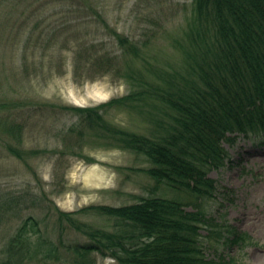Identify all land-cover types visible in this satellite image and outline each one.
<instances>
[{"label":"rangeland","instance_id":"1","mask_svg":"<svg viewBox=\"0 0 264 264\" xmlns=\"http://www.w3.org/2000/svg\"><path fill=\"white\" fill-rule=\"evenodd\" d=\"M192 1L0 0V103L6 102L0 108V259L3 243L33 215L42 232L56 243L62 239L65 249L58 260L29 264H120L96 251L79 256L67 250L88 237L66 215L59 220V211L119 206L148 195L190 199L187 191L155 182L143 170L150 166L143 155L81 134L86 129L77 118L60 113L58 106H95L129 92L130 84L115 70L99 73L97 65L78 74L73 70L78 48L120 52L98 14L109 28L140 45L146 60L165 65L180 60L174 44L185 37ZM115 67H120L118 62ZM38 102L52 107L42 108ZM105 117L133 132L150 127L136 110L112 108ZM9 124L17 126L16 133L10 134ZM8 143L21 152L20 158L8 150ZM224 147V166L208 172L216 185L214 197L202 205L208 216L224 219L246 236L231 248L217 245V253L232 257L234 264H264V137L239 135ZM69 217L75 224L117 228L113 219L93 211ZM202 238L211 245L217 241L214 236ZM206 253L215 252L207 247Z\"/></svg>","mask_w":264,"mask_h":264},{"label":"trees","instance_id":"2","mask_svg":"<svg viewBox=\"0 0 264 264\" xmlns=\"http://www.w3.org/2000/svg\"><path fill=\"white\" fill-rule=\"evenodd\" d=\"M98 15L120 52L78 48L73 70L78 74L95 65L99 73L115 70L130 84L129 92L95 106L61 105L58 111L72 113L88 138L143 155L150 164L143 170L155 182L187 191L190 199L148 195L119 206L59 211V220L66 215L88 237L67 250L79 256L96 251L120 264H234L232 257L217 253L218 246L231 248L246 234L208 216L202 200L214 197L216 185L208 172L227 161L224 144H233L239 135L264 137V0H193L185 37L174 44L180 60L165 65L146 60L140 45ZM139 59L144 62L138 64ZM5 105L1 102L0 108ZM112 108L136 110L150 127L140 133L112 125L105 117ZM11 124L8 130L14 134L18 128ZM7 146L21 157L11 143ZM83 211L107 216L117 228L75 224L69 216ZM211 236L217 238L214 245L202 238ZM61 248L63 240L56 243L28 215L1 246L0 264L48 263L63 255Z\"/></svg>","mask_w":264,"mask_h":264}]
</instances>
